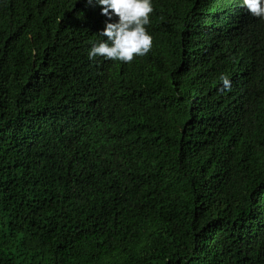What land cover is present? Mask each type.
Wrapping results in <instances>:
<instances>
[{"label":"trees","instance_id":"1","mask_svg":"<svg viewBox=\"0 0 264 264\" xmlns=\"http://www.w3.org/2000/svg\"><path fill=\"white\" fill-rule=\"evenodd\" d=\"M153 8L121 62L100 6L0 0V264H264V19Z\"/></svg>","mask_w":264,"mask_h":264},{"label":"clouds","instance_id":"2","mask_svg":"<svg viewBox=\"0 0 264 264\" xmlns=\"http://www.w3.org/2000/svg\"><path fill=\"white\" fill-rule=\"evenodd\" d=\"M100 6L107 17L98 40L88 50L89 60L104 57L113 61L131 62L134 57L145 56L151 50L152 36L146 26L154 11L153 0H88ZM241 7L253 17L264 19V0H240ZM113 17L116 19L113 20ZM222 90H231L230 78L222 74Z\"/></svg>","mask_w":264,"mask_h":264}]
</instances>
